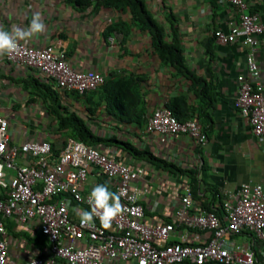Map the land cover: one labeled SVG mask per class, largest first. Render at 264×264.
<instances>
[{
  "label": "crops",
  "instance_id": "crops-1",
  "mask_svg": "<svg viewBox=\"0 0 264 264\" xmlns=\"http://www.w3.org/2000/svg\"><path fill=\"white\" fill-rule=\"evenodd\" d=\"M141 1L186 72L178 71L174 55L153 46L151 33L139 28L128 10L95 4L80 8L72 0H0V26L8 30L13 24L26 27L33 13L39 12L45 32L22 42L36 48L60 45L74 69L98 72L105 78L97 91L78 95L54 90L40 75L10 66L0 57V114L9 118L11 142L16 145L46 139L57 152L66 138L57 134L56 123L46 110L58 107L83 118L94 134L128 142L162 161L156 164L116 146H100L120 160L144 168L133 185L140 190L148 224L172 222L187 186L195 208L206 206L220 213L225 190L233 191L247 181L264 187V140L252 135L247 117L234 104L237 76L245 72L246 50L239 41L219 44L213 38L215 30L227 31L236 25L238 15L234 7L219 0ZM245 2L264 25V0ZM255 60L264 86V32ZM44 86L51 88L55 101ZM113 90L120 92L115 100L109 94ZM161 108L181 120H196L207 140L197 144L187 136L175 135L161 142L159 136L146 133L148 116ZM86 110L96 112L85 117ZM188 171L198 178L196 185ZM104 183L100 178L96 185ZM91 186V182L86 184L83 192ZM74 208L71 206L70 215L76 218ZM4 227L7 264H25L46 253V241L37 238L38 232L13 219L5 220ZM182 234L179 227L169 242L178 241ZM234 240L252 247L261 258L250 234L234 236Z\"/></svg>",
  "mask_w": 264,
  "mask_h": 264
},
{
  "label": "built area",
  "instance_id": "built-area-1",
  "mask_svg": "<svg viewBox=\"0 0 264 264\" xmlns=\"http://www.w3.org/2000/svg\"><path fill=\"white\" fill-rule=\"evenodd\" d=\"M234 7L238 23L227 31L215 30L219 44L239 41L246 50L245 72L237 76L236 108L248 119L253 136L264 140V86L255 60L264 25L258 14L249 12L245 0H219ZM4 61L40 75L54 90L78 95L97 91L105 82L98 72L74 69L60 45L41 48L21 42L17 53ZM9 118L0 114V264H7L9 246L4 221L38 232L46 241L44 255L25 264H264V187L253 181L225 190L220 214L195 208L190 188L184 187L170 223L148 224L133 184L144 173L96 146L67 137L55 152L46 139L11 142ZM145 132L161 142L175 135L187 136L197 144L207 140L194 119L178 120L167 108L154 110ZM110 190L123 192V211L105 228L98 218L82 225L70 215L71 206L90 210L88 196L99 179ZM92 183L85 192L83 187ZM179 227L176 242L170 235ZM248 233L259 247L237 243L234 236Z\"/></svg>",
  "mask_w": 264,
  "mask_h": 264
},
{
  "label": "trees",
  "instance_id": "trees-1",
  "mask_svg": "<svg viewBox=\"0 0 264 264\" xmlns=\"http://www.w3.org/2000/svg\"><path fill=\"white\" fill-rule=\"evenodd\" d=\"M75 5H78L80 8H85L90 5H102L104 7H112L115 9H124L128 10L131 14V20L137 22V25L141 29H148V31L152 35L153 46L160 50L161 52H165V54L174 55L173 60H176V68L179 72H186L185 68L180 64V60L175 56V52L171 46H168L164 43L161 38V28L158 24H156L148 15L146 8L144 7L141 0H72ZM175 62V61H174ZM47 91L49 97L55 101V95L51 92V88L44 86V91ZM119 90L111 91L110 96L111 100H115L119 94ZM89 94V93H88ZM110 99V98H109ZM110 102V100L108 101ZM58 107H53V110H46L47 114L55 121L56 123V132L57 134H65L66 138H73L75 140L81 141L88 146H96V147H109L116 146L120 148L122 151H125L129 155L132 156H141L145 157L148 161L163 164L162 161L154 158L149 153L140 152L133 148L130 143L125 141H118L114 138H104L94 134L88 125L85 123V120L81 118L76 113L69 110H58ZM87 115L85 117H90L95 114L96 110H86ZM175 117L180 120L176 115ZM191 119V118H189ZM188 120V119H186ZM179 172H182L178 170ZM187 173L194 174L191 171ZM192 176V175H191ZM192 182L194 185L197 184L198 178L192 176ZM195 187V186H194ZM194 193V192H193ZM204 210L214 211L216 214H220L219 210H215L209 207H203ZM221 212V210H220ZM37 238L39 240L42 239L41 235L38 234Z\"/></svg>",
  "mask_w": 264,
  "mask_h": 264
},
{
  "label": "clouds",
  "instance_id": "clouds-1",
  "mask_svg": "<svg viewBox=\"0 0 264 264\" xmlns=\"http://www.w3.org/2000/svg\"><path fill=\"white\" fill-rule=\"evenodd\" d=\"M46 30L41 13L34 12L29 24L20 27L13 24L11 29L0 26V57L11 56L18 52L20 43L27 41L36 35L43 34ZM3 166L0 165V175H3ZM123 192L116 193L109 189L108 183L94 186L88 196L90 210L76 209L73 211L77 215L82 225H88L98 218L101 224L108 228L111 222L123 211L121 196Z\"/></svg>",
  "mask_w": 264,
  "mask_h": 264
},
{
  "label": "rangeland",
  "instance_id": "rangeland-1",
  "mask_svg": "<svg viewBox=\"0 0 264 264\" xmlns=\"http://www.w3.org/2000/svg\"><path fill=\"white\" fill-rule=\"evenodd\" d=\"M62 137L66 138V133L65 134H61ZM61 139V138H60Z\"/></svg>",
  "mask_w": 264,
  "mask_h": 264
}]
</instances>
